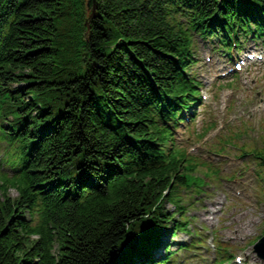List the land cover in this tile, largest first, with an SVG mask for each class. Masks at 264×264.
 Segmentation results:
<instances>
[{"label":"trees","instance_id":"trees-1","mask_svg":"<svg viewBox=\"0 0 264 264\" xmlns=\"http://www.w3.org/2000/svg\"><path fill=\"white\" fill-rule=\"evenodd\" d=\"M84 1L0 0V264L159 261L198 38H264V0Z\"/></svg>","mask_w":264,"mask_h":264},{"label":"rangeland","instance_id":"rangeland-1","mask_svg":"<svg viewBox=\"0 0 264 264\" xmlns=\"http://www.w3.org/2000/svg\"><path fill=\"white\" fill-rule=\"evenodd\" d=\"M84 2L88 5L90 0ZM96 3L97 0L93 5L95 8L98 7ZM242 44V51L258 52L264 58L261 41L248 38ZM218 48L213 38L200 41L193 73L202 82L203 96L208 97V101L196 107L197 122L188 129L184 125L176 137L177 146L187 153V160L193 166L191 174L207 183L203 188L205 193L201 195L189 189L181 191L185 216L191 225L189 233L179 232L169 243L172 252L178 251L180 244L185 241L195 243V238L200 239V234L207 233L209 227L219 244L229 248L226 250L233 255L230 264H236L232 262L237 258L243 264H264L253 249V244L264 237V180H261L264 168L259 166L261 160L256 158L264 153V64L249 63L230 85L233 73H229V61L232 58L216 52ZM222 74L225 76L209 84ZM220 86H224L223 89ZM255 148L258 151L253 155L244 152V149ZM3 152L4 145L0 146V154ZM209 170L217 172H214L215 179L206 176ZM11 195L17 197L15 191ZM167 209L176 211L173 205H167ZM139 230L143 232V228L139 227ZM165 238L166 235L163 240ZM195 247L206 249L202 243ZM212 256L213 253L205 250L194 254L193 251H178L174 262L211 264Z\"/></svg>","mask_w":264,"mask_h":264},{"label":"water","instance_id":"water-1","mask_svg":"<svg viewBox=\"0 0 264 264\" xmlns=\"http://www.w3.org/2000/svg\"><path fill=\"white\" fill-rule=\"evenodd\" d=\"M94 3H95V0H90L88 6L91 8V7H93ZM92 9H93V13H94L96 11V8L93 7Z\"/></svg>","mask_w":264,"mask_h":264},{"label":"bare ground","instance_id":"bare-ground-1","mask_svg":"<svg viewBox=\"0 0 264 264\" xmlns=\"http://www.w3.org/2000/svg\"><path fill=\"white\" fill-rule=\"evenodd\" d=\"M231 239H233V238H228V240H231ZM233 240H235V239H233Z\"/></svg>","mask_w":264,"mask_h":264},{"label":"snow or ice","instance_id":"snow-or-ice-1","mask_svg":"<svg viewBox=\"0 0 264 264\" xmlns=\"http://www.w3.org/2000/svg\"><path fill=\"white\" fill-rule=\"evenodd\" d=\"M237 259H239V258H237Z\"/></svg>","mask_w":264,"mask_h":264}]
</instances>
